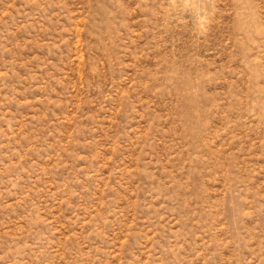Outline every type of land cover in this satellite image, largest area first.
I'll list each match as a JSON object with an SVG mask.
<instances>
[{"label": "rangeland", "instance_id": "rangeland-1", "mask_svg": "<svg viewBox=\"0 0 264 264\" xmlns=\"http://www.w3.org/2000/svg\"><path fill=\"white\" fill-rule=\"evenodd\" d=\"M0 264H264V0H0Z\"/></svg>", "mask_w": 264, "mask_h": 264}]
</instances>
